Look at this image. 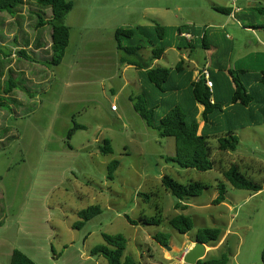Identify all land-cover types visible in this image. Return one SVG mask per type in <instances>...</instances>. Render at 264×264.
Wrapping results in <instances>:
<instances>
[{"label": "rangeland", "instance_id": "1", "mask_svg": "<svg viewBox=\"0 0 264 264\" xmlns=\"http://www.w3.org/2000/svg\"><path fill=\"white\" fill-rule=\"evenodd\" d=\"M67 1L74 4L70 12L74 43L66 62L58 67L46 65L50 68L39 84L22 75L14 79L5 76L18 87L15 98L6 97L10 108L0 106V264H10L15 250L36 264H109L103 256L92 255L96 247L105 244L104 235L125 237L123 259L131 257L138 264H181L177 258H182L186 246L204 228L221 229L223 240L220 245L210 244L213 247L204 260L226 254L228 264H263L264 189L254 193L227 183L226 201L219 205L214 201L219 196L218 185L226 182L223 173L232 164L264 188V112L259 113L260 126L243 128V123L251 122V115L243 116V123L238 119L237 151L220 152L216 140H210L216 163L213 170L182 169L168 162L176 154L175 139L159 136L135 111L131 99L148 100L140 82L145 74L124 60L120 62L112 25L144 26L153 20L159 22V18L169 26L196 25L200 35H207L218 48L215 59L234 68L248 51L242 48L224 55L230 44L252 47L260 42V50H264V15L249 8V3L264 7V0ZM24 2L19 9L21 16H0V36H7L2 23L8 21L18 37L20 23L29 38L40 32L50 44L51 27L38 28L37 24L39 16L50 19L51 11L43 12L36 0ZM212 6L236 7L240 12L230 18L216 13ZM39 9L45 17L37 13ZM223 26L225 30H221ZM93 30L99 31L95 42L101 43L100 50L87 46ZM11 40L5 43L0 39V52L16 45ZM166 42L187 46L172 32ZM197 43L192 50L194 57L208 59L202 40ZM177 48L160 66L176 67L180 61ZM48 51L41 56L47 64ZM144 51L143 61L152 64L151 49ZM182 52L191 53L189 49ZM173 76L184 80L183 74ZM148 83L145 80L146 87L152 86ZM178 94L177 101L182 102L180 106L190 121L194 111H188L187 89L183 87ZM113 106L119 109L117 113ZM169 110V106L160 105L157 116ZM75 126L81 128L72 131ZM106 143L112 149L108 155L100 152ZM114 161L119 166L111 179L108 168ZM166 176L183 185L200 182L209 189L183 202L186 210L177 209L180 201L163 185ZM91 207H99L101 214L78 228L79 213ZM179 215L190 217L194 223L186 235L170 225ZM153 219L159 224L145 223ZM157 236H165L160 240H166L167 245L162 247Z\"/></svg>", "mask_w": 264, "mask_h": 264}, {"label": "trees", "instance_id": "2", "mask_svg": "<svg viewBox=\"0 0 264 264\" xmlns=\"http://www.w3.org/2000/svg\"><path fill=\"white\" fill-rule=\"evenodd\" d=\"M37 4L45 10L51 11L50 19L42 18L39 16L38 28L50 26L52 29L51 34V47L48 53V65L58 67L63 63L66 56L67 49L70 45L71 30L66 24L67 16L74 8V4L67 0H36ZM24 0H0V13L9 14L13 18L20 13L19 9L24 6ZM214 10L220 14L230 16L232 14V8L226 7H214ZM259 14L264 15V7L257 8ZM42 13L45 17V13ZM20 24V23H19ZM190 27L183 26L178 29L179 34H189L186 39L187 46L181 49H189L190 51L197 48L193 44L188 43V39L191 40ZM173 29L163 27L162 25L154 22L151 27H135V28H119L115 33V42L117 50L123 54V60L129 66L135 67L141 73L144 72L146 82H149L153 88L160 90L162 93L168 91L167 85H169L173 73H180L184 69V60H181L174 69H167L156 67L149 69L146 63L140 58L139 53L145 49H151L153 61L159 60L164 55L165 51L169 48L164 44L166 38L169 37ZM202 47L204 50H210V43L206 40V35L202 40ZM18 55L23 58H28L26 50H21ZM210 65V64H209ZM206 65L210 72V78L213 82V89H209L205 78L201 75L197 82H193L191 86V100L194 105H200L203 107L202 117L206 124L210 123V118L218 113H222L223 104L216 98L217 83L212 75L210 66ZM205 66V67H206ZM205 67L203 69H205ZM202 73V71H201ZM231 76V83L237 88L233 93L231 102H240L243 107H248L251 104H257L264 107V101H258L257 94L253 92L248 93V89L241 81L240 76L245 75L242 71L229 72ZM262 83L264 84V71L261 72ZM0 77V106L3 108H10L5 96L11 95L17 88V84L13 80H9V85H3ZM148 83V84H149ZM148 100L144 99H131L134 104L135 111L145 120L147 125L155 130L162 138H174L176 142V154L174 157L167 159L168 162L177 164L182 169H194L199 172H208L215 168V161L213 160V152L211 148L210 137L207 135L199 134V121L197 119V111H194L192 119L188 120V115L182 110V108L164 103L162 101L152 102L151 92L146 89ZM2 95H4L3 98ZM160 105H167L170 110L162 116H157V109ZM80 126H75L72 131L80 129ZM71 131V132H72ZM218 149L221 152H235L237 151L240 141L234 132H229L227 135L218 138ZM101 153L108 155L112 153V149L108 143L105 147H101ZM119 166L117 161L112 162L109 165V178H113L114 174ZM226 182L218 185L219 196L214 201L216 205L222 204L226 201L227 195V183L233 188L238 190H247L254 193L261 192L264 188L259 182H256L249 176L244 175L239 166L232 164L230 168L223 173ZM163 185L166 189L172 191L173 195L180 202L177 204V209L186 210V206H183V202L190 198L201 196L205 190L209 189L205 184L200 182H192L188 185H183L171 177H164ZM101 214L99 207H91L88 210H84L79 213L81 221L78 223V228H81L85 223L93 220L95 217ZM132 225H136L135 222L129 219ZM149 224H159V221L153 219L145 221ZM170 225L180 234L186 235L194 228V223L190 217L179 215L170 221ZM222 231L219 228H204L200 229L196 235V241L204 245L215 244L221 241ZM157 236V242L162 246L167 245V241L160 240ZM105 244L96 247L92 251V255L103 256L109 264H138L131 257H124L125 250L127 248V240L123 236H110L104 235ZM263 264H264V252H263ZM228 257L223 254L220 259L213 260H201L198 264H228ZM10 264H36L29 256L20 250L13 252Z\"/></svg>", "mask_w": 264, "mask_h": 264}, {"label": "crops", "instance_id": "3", "mask_svg": "<svg viewBox=\"0 0 264 264\" xmlns=\"http://www.w3.org/2000/svg\"><path fill=\"white\" fill-rule=\"evenodd\" d=\"M233 1L235 2L236 0H233ZM254 3H257V0H254ZM256 5L257 4L254 5L252 3H249V8L252 11L257 12V7H255ZM214 7H218V6H212L213 10H214ZM157 8L161 9V7H157ZM226 8H231V7H226ZM161 10H163L165 13L169 12L168 9L167 10L161 9ZM215 12L218 13L217 11ZM238 12H240V8L233 7L232 14L229 17L235 18ZM2 15L4 14L0 13V16ZM21 15H22L21 13L18 14V16H21ZM154 22L162 25L163 27H168V28L173 29L172 33L174 34V36H177L180 39H186V37L189 35L187 33L179 34L178 29L183 26H179V25L169 26V24L163 22V18H159V22L153 20L151 22L152 24H146V25L144 24V26H140V27H151L153 26ZM6 23H9V22L4 21V23H2V26L5 27L4 30H6L5 33H7L6 34L7 36H3V37L0 36V39L3 40L5 43H8L9 41H12L11 39H14V41L16 42V45H14L11 48H8V50L5 51L4 53L0 52V55H1L0 57V62H1L0 63L1 65L0 66L1 67L0 77H1V80L3 81V85L6 86L9 80H12L9 78L6 79L5 77L6 74L7 76L8 75L11 76V78L13 79L16 76L22 75L25 80L39 84L42 81L43 76L46 74V70H49L50 68L46 66L48 64L43 61L41 56L43 57L44 51H48V49L51 47L52 42L50 44H47L48 40L43 35H40V32H37L36 35L29 38V35H27L28 33H25L26 31L22 29L21 24H18L19 33H21V35L18 37L17 33L14 31L15 28H11V25H7ZM66 24L71 30V38H70V45H69V48L67 49V53L63 60V63L66 62L69 51L71 49L70 47L74 43L73 35H72L73 28L72 26H70V14L67 16ZM184 26L190 27L191 29L190 33H193V34H190L191 40L188 39L189 41L188 43L193 44L195 47L198 46V43H197L198 40L199 39L203 40V37L205 35L204 36L200 35L199 29L196 27V25H184ZM112 27L114 31H116L119 28H135V27L128 26V24L126 23L119 24L118 26L112 25ZM224 27L225 26H223L221 30H225L226 28ZM98 32L99 31L97 30H93L91 33L92 36L90 39V43L87 45L90 49H95V50L102 49L101 43L95 42V40L99 39L97 35L99 34ZM103 34L104 33H102V36H101L102 38H103ZM220 34L223 35L224 32H220ZM167 39L168 38H166V40L164 41V44L168 46L169 48L165 51L161 59L155 60L152 62V64L147 65L149 69H152L155 67L162 68V66H160V63L163 59L166 58L167 54H169V52H171L172 50H176L178 45H180V48H182L181 45L183 44V42L180 44L176 43L175 45H172L166 42ZM206 40L210 43L211 47H210V50L206 51L207 56L209 58L208 59L206 58L204 61H201L200 59H198L197 56L194 57V54L192 51L190 55H188L182 52L183 49L179 50L177 48L180 61L184 60V63H185L183 71L179 73V74L184 75L185 81L183 79L182 81H177L176 77L173 76L169 85H167L168 91L166 93H162L160 90H157L153 88L152 86L146 87L145 80L142 79V77L140 78L141 79L140 82L143 88L142 93L146 91L145 90L146 88H149L148 90L151 92V95H152L151 97L153 98L152 102L155 103L156 101L159 100L167 104L176 105L180 108H181L180 105H182V102L180 100L177 101V99H179L178 93L183 87H185L188 93V96H185V98L189 101L188 111L190 113H192L193 111H197V114H198L197 119L199 121V134L203 133L204 135L209 136L210 140L215 139L217 142L219 137L225 136L229 132H234V134L237 136V131L239 129L238 119L242 120V123L245 122V119H242L243 116L251 115V119H252L251 122H249L248 124L243 123L242 124L243 128L251 127L253 125H256V126L261 125L262 122H261L259 113L264 112V107H261L257 104H251L248 107H243L240 102H237V103L231 102L232 95L237 90V88L231 83V76L229 72L230 70L234 72L236 71L245 72L246 74L243 75V78L240 77V79L241 81H243L245 87L248 89V93L253 94L254 92L255 94H257L256 98L258 99V101L259 100L264 101V84L262 83V80H261L262 79L261 72L264 71V50H260V47L258 45L260 42L256 43V46H252V47H250V44H248V47H244V44L243 45L242 44L237 45L234 43L230 44L229 47L225 49L224 55H231L234 52L238 53V51L242 50V48L248 51L242 54L238 58L237 63L234 65V68L232 67L230 68V66L225 67L223 64H221L218 60L215 59V57L219 53V50H217L218 48L213 46V43L209 41L207 35H206ZM1 43L6 45L3 42ZM248 43H251V42H248ZM261 46L264 48V42H261ZM115 48L117 50L116 42L114 45V49ZM21 50H26L27 56L29 57V59L23 58L20 56L17 59V54ZM143 51L144 50H142L141 52L143 53ZM141 52L139 53V56L143 60V56ZM48 53L49 51L46 52L47 57L49 56ZM119 56H120V62H123V54L120 53ZM151 57H152V54H151ZM248 61L250 62L248 63ZM206 65L210 66L212 75L217 83L216 98L218 101L222 102L223 104V108H222L223 112L213 115L210 118L209 124H206V122L203 120V117H202V120H199V117L202 116V113H203V107H201L200 105H194L193 101L191 100V86H190L193 82H197L200 79L201 71ZM18 67H19V70H15V68H18ZM130 67H133V66H130ZM163 68H167V67H163ZM177 74L178 73H176V75ZM16 94H17V91L15 89L11 95L15 98ZM11 95H8L5 97H10ZM171 100L173 101V103L171 102ZM17 103H20V101H17ZM118 111L119 109L113 112L117 113ZM195 241L196 240L192 241L190 245L186 246L185 248L186 250L184 251L182 258L181 259L177 258L178 262H180L181 264H185L183 261L184 255L194 247ZM222 242L223 240L220 241L219 245L222 244ZM205 246H206V257H207L209 248L213 246H210V245H205ZM167 260L169 262L171 261V259H167Z\"/></svg>", "mask_w": 264, "mask_h": 264}, {"label": "water", "instance_id": "4", "mask_svg": "<svg viewBox=\"0 0 264 264\" xmlns=\"http://www.w3.org/2000/svg\"><path fill=\"white\" fill-rule=\"evenodd\" d=\"M206 257V246L195 241L194 247L188 251L183 258L185 264H198L199 261Z\"/></svg>", "mask_w": 264, "mask_h": 264}, {"label": "built area", "instance_id": "5", "mask_svg": "<svg viewBox=\"0 0 264 264\" xmlns=\"http://www.w3.org/2000/svg\"><path fill=\"white\" fill-rule=\"evenodd\" d=\"M201 75L205 78L208 88L209 89H213L214 85H213V82H212V80L210 78V72H209V69H208L207 66L205 67V69L202 70ZM112 110L116 111L117 107L113 106Z\"/></svg>", "mask_w": 264, "mask_h": 264}]
</instances>
